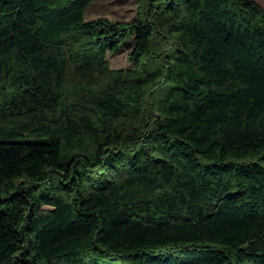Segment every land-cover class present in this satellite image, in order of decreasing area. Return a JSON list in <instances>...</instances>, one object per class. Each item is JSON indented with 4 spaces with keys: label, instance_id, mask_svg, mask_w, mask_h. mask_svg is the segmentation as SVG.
<instances>
[{
    "label": "trees",
    "instance_id": "obj_1",
    "mask_svg": "<svg viewBox=\"0 0 264 264\" xmlns=\"http://www.w3.org/2000/svg\"><path fill=\"white\" fill-rule=\"evenodd\" d=\"M93 1L0 0V264H264V8Z\"/></svg>",
    "mask_w": 264,
    "mask_h": 264
},
{
    "label": "rangeland",
    "instance_id": "obj_2",
    "mask_svg": "<svg viewBox=\"0 0 264 264\" xmlns=\"http://www.w3.org/2000/svg\"><path fill=\"white\" fill-rule=\"evenodd\" d=\"M264 8V0H255ZM139 0H94L86 11L87 19L105 17L110 20L129 21L136 17ZM133 41L127 42L119 51L108 54L110 66L128 68L132 66L129 58ZM1 210V209H0Z\"/></svg>",
    "mask_w": 264,
    "mask_h": 264
}]
</instances>
